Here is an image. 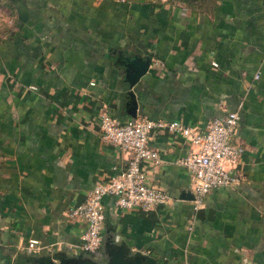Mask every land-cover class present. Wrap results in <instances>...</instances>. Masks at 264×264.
<instances>
[{
  "label": "crops",
  "instance_id": "obj_1",
  "mask_svg": "<svg viewBox=\"0 0 264 264\" xmlns=\"http://www.w3.org/2000/svg\"><path fill=\"white\" fill-rule=\"evenodd\" d=\"M0 3V264L87 254L82 222L66 209L125 159L100 137V109L199 128L237 110L231 140L243 151L236 181L192 210L189 174L175 161L185 140L152 131L160 161L146 180L168 199L144 211L103 197L101 244L89 255L105 259V242L156 264H264V0ZM133 56L149 62L129 86Z\"/></svg>",
  "mask_w": 264,
  "mask_h": 264
},
{
  "label": "built area",
  "instance_id": "obj_2",
  "mask_svg": "<svg viewBox=\"0 0 264 264\" xmlns=\"http://www.w3.org/2000/svg\"><path fill=\"white\" fill-rule=\"evenodd\" d=\"M212 64L216 63L212 61ZM257 74L254 72L253 77ZM88 83L94 84L93 80ZM238 119V111L230 110L221 117L211 118L199 128L175 118L133 116L119 120L105 109H100L97 116L100 137L115 146L125 159L121 166L111 165L105 178L95 183L82 200L66 209L68 218H77L82 222L78 248L92 254L100 247L103 197H112L113 204L120 209L139 208L144 211L168 199L163 188L146 180L150 166L160 161L158 151L148 143L154 130L179 135L187 144L184 154L175 161L189 174L192 210L203 204V196L209 189L235 182L232 169L243 151L239 143L231 140ZM37 243L35 238H28L24 248L35 251Z\"/></svg>",
  "mask_w": 264,
  "mask_h": 264
},
{
  "label": "water",
  "instance_id": "obj_3",
  "mask_svg": "<svg viewBox=\"0 0 264 264\" xmlns=\"http://www.w3.org/2000/svg\"><path fill=\"white\" fill-rule=\"evenodd\" d=\"M127 70L124 73L126 82L129 86L135 83L138 78L145 72L149 57L133 56L127 58ZM186 198H192V193L186 190L184 195ZM108 239V238H107ZM106 258H96L89 254L79 255L71 259H59L57 262H49L48 264H156V260L148 253L126 254L121 246L110 245L103 242Z\"/></svg>",
  "mask_w": 264,
  "mask_h": 264
},
{
  "label": "rangeland",
  "instance_id": "obj_4",
  "mask_svg": "<svg viewBox=\"0 0 264 264\" xmlns=\"http://www.w3.org/2000/svg\"><path fill=\"white\" fill-rule=\"evenodd\" d=\"M5 10H7V9L5 8L4 3H0V11H5ZM3 26H4V24H2V26L0 24V27H3Z\"/></svg>",
  "mask_w": 264,
  "mask_h": 264
}]
</instances>
